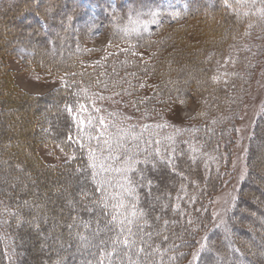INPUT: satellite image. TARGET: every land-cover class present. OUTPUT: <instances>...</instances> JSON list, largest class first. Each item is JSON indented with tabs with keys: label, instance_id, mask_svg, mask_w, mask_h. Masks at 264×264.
Listing matches in <instances>:
<instances>
[{
	"label": "trees",
	"instance_id": "16d2710c",
	"mask_svg": "<svg viewBox=\"0 0 264 264\" xmlns=\"http://www.w3.org/2000/svg\"><path fill=\"white\" fill-rule=\"evenodd\" d=\"M208 1L210 9L200 0H0V264H23L29 247L21 240L32 220L39 217L34 230L43 240L46 218L57 214L67 226L52 233L68 231L63 240L69 244L58 261L59 252L40 247L52 264H264V191L254 183L264 185L256 170L264 109L236 203L223 224L212 226L211 203L230 164L218 138L232 130L227 119L246 89L235 73L246 58L231 46L247 16L238 14L241 0ZM59 17L68 27L77 23L78 34L72 26L68 36L64 28L53 31ZM99 33L108 41L98 50L100 60L88 65L82 61L92 50L83 41ZM22 37L43 49L30 53L31 67L62 76L61 89L38 96L15 85L6 63L13 48L5 45ZM58 49L54 58L45 55ZM140 49L150 57L143 60ZM231 53L238 56L235 64L226 60ZM117 90L124 93L122 105L149 124H127L114 107L121 96H106ZM190 98L198 103L194 120L163 123L164 108ZM46 141L72 159L45 165L36 145ZM63 181L71 187L63 198L67 207L43 208L36 197H61ZM78 233L84 243L73 257ZM200 235L207 242L197 253Z\"/></svg>",
	"mask_w": 264,
	"mask_h": 264
},
{
	"label": "rangeland",
	"instance_id": "374dc122",
	"mask_svg": "<svg viewBox=\"0 0 264 264\" xmlns=\"http://www.w3.org/2000/svg\"><path fill=\"white\" fill-rule=\"evenodd\" d=\"M43 1L45 0H40L39 4H42ZM200 3H203L206 8L210 9V2L208 0H200ZM242 3L245 4L240 9L238 14L239 16H247V20L244 28L241 29V39L235 43L232 42L231 47L233 50H235L239 54L241 53L246 58V61L243 63L244 67H242V69H239L240 71H236L234 69L235 73H238H236L238 77L240 79H243V82L245 83L244 85H246V89L244 91L243 96L240 95L238 106L234 115L231 116V119H227L230 123V127L232 128V130H228L231 132V134L226 130L222 132V134L218 138V144H220V148H218L219 153H222L223 155L226 154L225 156H227V158L229 159L230 164L228 169L224 171V177L222 178L223 185L221 189L215 194L214 199L211 203L210 208L212 214V226L214 227H217L218 225L224 223V221L227 219L228 213L231 211V209L236 203L239 190L248 172L246 155L255 121L261 115L264 109V0H241L239 2V5H242ZM57 20H60V24L55 29H53V31L58 30L59 28H64L68 32V34H66V36H68L70 35V33H72V29H70L72 26L74 27L73 32H75V34H78L76 33L78 32L76 30L77 23H74L68 27V22L63 21L64 19L62 17L57 18ZM239 31L240 30L234 29L233 32L235 35H239L237 34ZM85 38L86 41H83L84 48L87 50L90 49L92 51L95 50V52L90 51V53L86 55L82 62L88 65L97 63L101 58V52H99L98 50L105 46L108 41V38L105 34L102 33L92 36H86ZM7 43L8 45H5L6 47L13 48V50L11 51L13 55L9 56L6 63L8 65V68L11 70V76L15 85L20 90L28 94L40 96L46 93H51L54 90L61 89L62 84L64 82L62 76L53 74L49 71H43L31 67L32 65L28 60V57L31 55L30 53H33L37 50L43 52V49H35L36 45L31 43L29 39H27V37H22L17 41L10 40ZM68 47L69 45L65 44L63 49H61L62 52L68 49ZM61 50L58 49V51L56 52L48 50L46 51L45 55L54 58L56 55H58V53H61ZM138 54L141 56V58L143 57L144 60L149 58L151 53L144 49H140ZM237 57L238 56L231 53L226 58V60H228L231 64H235L237 63ZM115 95L121 97H119V103L116 104L114 107L115 109H118V111H120L119 114L121 117L126 116L124 118H126L127 124L137 123L141 126L149 124L148 118L146 116L138 113L133 109H130V106L128 105H122L121 99L124 98V96H122L124 95V93H121L117 90L114 91V93L112 94H106V96L108 97H113ZM112 100L113 99H110V101L107 100V102L112 103ZM110 106H113V104ZM197 110L198 103L193 98H190L189 100L185 101V103H179L178 101L175 102L173 105L170 104V106H168L166 109L164 108V111L159 114V117L163 120V123L170 126L172 124L176 126L181 124L185 125L188 124L192 119H195ZM77 113L78 109L77 112L74 114L77 116L76 119H78ZM79 116V122L83 123V115L80 114ZM228 117L229 115H225V119ZM44 120H46L47 122L46 117ZM262 142L263 141H261V143ZM258 143L260 144L259 141L255 142L256 145ZM258 152H256V159L257 166H259V168H256V170L260 171L261 174H264L262 172V169H264V150H258ZM36 155L38 159H40V161H42L45 165L57 167L63 166L64 164L68 163L73 157L71 152L62 149L58 144L49 141L41 142L36 145ZM48 178V180L51 181L48 187L51 189L54 186V177L51 176ZM38 183L39 182H37L36 185L33 187L37 189V191L39 189ZM63 183L65 184V187L61 186L59 189L60 192H62L61 197L58 195V193L56 196L50 197L45 201H42L41 198L36 197L37 201H41L40 205L43 206V208L49 206L54 209L53 211H55L56 209H58L57 207L59 205V207L63 209L67 207L68 202L63 201V198L67 194L66 191L71 187L69 183L66 184V182L64 181ZM254 183L258 185L262 191H264V185L262 186V184L256 180H254ZM245 189L248 190L251 188H248L246 186ZM55 190H58L56 186ZM255 199H251L252 202H254ZM60 200L62 201L61 203H59ZM244 209L245 211H247L248 215H251L253 218H256L255 212L252 209L246 210L247 208L245 207ZM57 215H55L53 219H50L49 217L46 218L48 222L47 226L45 227L46 232H44L46 234V240H42V238L39 237L34 230V221L36 222L39 217H35L36 219L32 220L33 223L30 227L31 230H29L24 235V238L21 240V245L23 244L24 246L29 247V250L24 251L22 254L24 255L23 264H52L54 260L58 261L61 259L59 255L60 252L63 251L67 244H69L65 241V239L63 240V238L65 237V234L69 235V233H67L68 231L62 234H60V232L55 234L52 233V229H54V227H59L62 224H65L67 226V223L66 221H64V219H61L59 217L56 218ZM244 221L245 222H243V224L246 223L245 226H248L250 219H245ZM82 236L83 233L76 234V238H78V240L76 241L73 247V257L75 252H78L82 249V244L84 243ZM199 237V249L197 250V253L201 251V249L205 246L207 242V236L201 237L200 235ZM245 238L247 239V237ZM43 246H47L50 252H59L57 253L59 256H56V259L52 260V262H49V259L44 261L45 259L43 258L40 248ZM9 250L13 256V253L15 251L14 247H10ZM75 261L78 262L77 259ZM212 263L216 264V261L214 260L212 261Z\"/></svg>",
	"mask_w": 264,
	"mask_h": 264
},
{
	"label": "bare ground",
	"instance_id": "6f19581e",
	"mask_svg": "<svg viewBox=\"0 0 264 264\" xmlns=\"http://www.w3.org/2000/svg\"><path fill=\"white\" fill-rule=\"evenodd\" d=\"M77 10V9H76Z\"/></svg>",
	"mask_w": 264,
	"mask_h": 264
}]
</instances>
